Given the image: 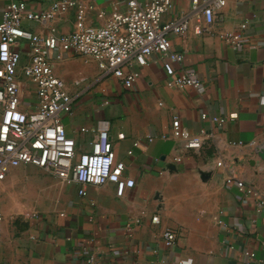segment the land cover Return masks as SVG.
<instances>
[{"label": "crops", "instance_id": "obj_1", "mask_svg": "<svg viewBox=\"0 0 264 264\" xmlns=\"http://www.w3.org/2000/svg\"><path fill=\"white\" fill-rule=\"evenodd\" d=\"M6 1L0 0V18ZM28 1L45 7L51 0ZM89 1L107 13L125 5V0ZM190 7L191 0H172L164 17ZM87 15L89 21L105 20L94 9ZM75 17L73 9L58 19L59 27L69 30ZM244 18L252 36L241 49L218 32L198 34L191 28L172 35L173 45L184 51L182 66L197 70L199 87L172 84L157 52L139 67L130 87L103 74L94 58L64 52L55 69L75 96L72 110L62 114L67 134L81 151L90 147L93 128L106 123L116 156L126 161L125 173L135 184L122 195L114 182L88 183L80 193L77 183L66 185L36 164L12 167L0 181V264L264 263V207L258 209L254 198L225 181L233 171L264 195V161L254 150L264 140V0H228L217 26L233 29ZM26 23L42 28L39 22ZM23 47L26 59L28 44ZM33 86L25 80L22 95L35 103ZM203 111L227 118L217 124L202 118ZM173 113L192 132H203L202 146L183 147L170 134ZM219 159L224 164H217ZM25 180L38 187L20 199L14 189ZM220 208L222 223L215 217ZM156 212L159 221L152 220ZM167 226L178 232L172 245L162 238ZM247 249L255 251L254 259L247 258ZM90 253L93 262L86 260Z\"/></svg>", "mask_w": 264, "mask_h": 264}, {"label": "built area", "instance_id": "obj_2", "mask_svg": "<svg viewBox=\"0 0 264 264\" xmlns=\"http://www.w3.org/2000/svg\"><path fill=\"white\" fill-rule=\"evenodd\" d=\"M227 2L191 0L190 9L165 18L172 0H125L124 7L117 5L110 13L89 0H51L45 7H35L28 0H7L0 18V181L12 167L32 163L77 183L80 193H86L84 186L88 183L114 182L117 194L122 195L128 186L135 184V178L125 173L126 161L116 156L106 123L93 128L95 135L89 140L90 147L81 151L76 148L75 138L66 132L62 114L72 110L75 96L66 79L57 73V61L64 58L65 51L92 57L103 74L118 76L130 87L140 73L139 67L157 52L172 84L199 87L202 80L197 70L182 66L184 51L173 45L172 35L186 34L191 28L198 34L218 32L232 48H243L252 36L247 18L233 29L221 30L217 26ZM73 9L75 20L64 31L58 19ZM88 9H94L96 17L105 20L89 21ZM27 21L39 22L41 30L32 28ZM24 43L29 48L26 59H23ZM82 79L76 78L75 82ZM25 80L34 83L35 103L22 95ZM261 101L264 102V95ZM236 115V112L229 114ZM201 117L217 124H223L227 118L206 111ZM171 124L170 134L179 138L183 147L202 146L203 132L189 130L177 113L172 114ZM123 136L124 132L118 133V137ZM217 164L224 162L219 159ZM225 181L237 184L244 196L254 198L258 209L264 207V195L253 184L233 171L226 175ZM222 211L220 208L215 215L219 223L223 222ZM152 220L159 221V213H154ZM2 221L0 200V242ZM177 234L171 226L164 228V243L172 245ZM261 243L264 246V240ZM245 253L250 260L255 258L254 250L247 249ZM86 260L93 262L95 254H88Z\"/></svg>", "mask_w": 264, "mask_h": 264}, {"label": "rangeland", "instance_id": "obj_3", "mask_svg": "<svg viewBox=\"0 0 264 264\" xmlns=\"http://www.w3.org/2000/svg\"><path fill=\"white\" fill-rule=\"evenodd\" d=\"M82 96L83 95H81V98H82ZM88 97H90V96L86 95V98H88ZM92 97H94V95ZM81 98H80V100H81ZM33 166H35V165H33ZM63 181L66 183V185H71L74 183L73 181H70V180H64L63 179ZM19 185L20 186H18L17 188L15 187L14 191L16 190V193L18 194V198H20V199H25L27 192L38 187V185L36 183H34L33 181H28V180L21 181ZM64 193H65V188L62 191L63 196H65ZM23 209L29 210V209H33V208H23Z\"/></svg>", "mask_w": 264, "mask_h": 264}, {"label": "water", "instance_id": "obj_4", "mask_svg": "<svg viewBox=\"0 0 264 264\" xmlns=\"http://www.w3.org/2000/svg\"><path fill=\"white\" fill-rule=\"evenodd\" d=\"M254 150L255 152H257V154L263 159L264 161V140L257 144L255 147H254ZM201 176L204 177L205 176V173L203 171H201Z\"/></svg>", "mask_w": 264, "mask_h": 264}]
</instances>
